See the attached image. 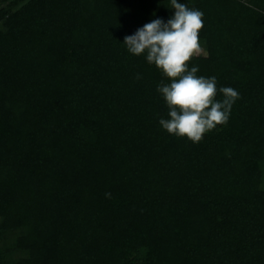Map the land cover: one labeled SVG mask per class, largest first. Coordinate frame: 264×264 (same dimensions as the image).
<instances>
[{
	"label": "trees",
	"instance_id": "16d2710c",
	"mask_svg": "<svg viewBox=\"0 0 264 264\" xmlns=\"http://www.w3.org/2000/svg\"><path fill=\"white\" fill-rule=\"evenodd\" d=\"M178 2L239 93L199 143L123 44L170 0H0V264H264V0Z\"/></svg>",
	"mask_w": 264,
	"mask_h": 264
},
{
	"label": "clouds",
	"instance_id": "9594fccd",
	"mask_svg": "<svg viewBox=\"0 0 264 264\" xmlns=\"http://www.w3.org/2000/svg\"><path fill=\"white\" fill-rule=\"evenodd\" d=\"M170 6L174 15L166 23L161 19L149 22L125 36L123 44L134 56L146 54L147 62L170 81L157 87L168 108L169 118L159 120L162 129L199 143L204 134L227 123L239 93L222 87L223 99L217 101L216 78L198 76L197 66L189 70L191 60L203 51L199 40L203 13L178 0H170Z\"/></svg>",
	"mask_w": 264,
	"mask_h": 264
}]
</instances>
